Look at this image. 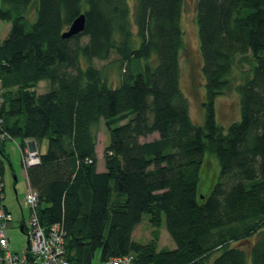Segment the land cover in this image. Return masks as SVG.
<instances>
[{
    "label": "trees",
    "instance_id": "trees-1",
    "mask_svg": "<svg viewBox=\"0 0 264 264\" xmlns=\"http://www.w3.org/2000/svg\"><path fill=\"white\" fill-rule=\"evenodd\" d=\"M182 10L183 0H1L0 133L20 151L47 138L27 184L41 224L61 225L71 264L98 252L99 262L132 253L135 264H264V0L196 1L202 124L180 87ZM82 12L84 30L61 38ZM112 52L117 86L90 63ZM234 69L239 120L224 127L215 100ZM100 120L109 142L98 171ZM6 163L0 146L1 180ZM144 213L154 240L164 217L173 248L134 240Z\"/></svg>",
    "mask_w": 264,
    "mask_h": 264
},
{
    "label": "rangeland",
    "instance_id": "rangeland-1",
    "mask_svg": "<svg viewBox=\"0 0 264 264\" xmlns=\"http://www.w3.org/2000/svg\"><path fill=\"white\" fill-rule=\"evenodd\" d=\"M196 1L197 0H183V10L181 17L183 48L180 52V87L188 100L190 117L194 123L202 124L203 111L200 107V103L205 95V86L201 74L202 60L199 52L198 31L195 22ZM134 3L135 0H129V4L132 9ZM3 22L5 21H0V23ZM86 41L87 37H83L80 40V42ZM90 63L96 68L100 69L102 76L109 86H117L119 84L120 75L123 68L119 66V61L117 60V55L115 52H112L110 57L106 60L93 58L91 59ZM87 65L88 61L81 57L80 66L82 69H84ZM246 68L247 66H244V69ZM232 75L233 79L231 86L225 90L223 94L217 96L215 100L217 122L224 127H226L232 121L239 120V98L236 91V86L241 80V74L240 71L234 69ZM46 83L47 81L45 80L39 82L36 90L38 92L46 90ZM44 86L46 87L45 89ZM94 128L97 131V170H104L103 151L109 142L108 131L102 120H100ZM157 137L158 134L153 133L146 137H139V141L146 142ZM0 146L4 148L9 160V163H6V168L3 175V202L12 213L14 225H19L18 223L22 219L20 210H22L24 222L27 224L29 211L23 203L27 182L23 172L25 167H23L22 164L20 148L17 141L11 138H5L3 141L0 140ZM37 149L41 153L46 151L47 138H43L38 142ZM214 167L215 161L212 157H209L208 168L210 171H213L212 169ZM218 168L219 167L217 165V170ZM211 176L214 178L215 173ZM156 231L158 233V238L154 240L153 228L148 221V214L144 213L140 223L134 228L132 237L136 242L139 243L154 242L156 250L164 247L173 248L174 243L165 227L164 217L162 218L161 225ZM7 234L10 236V246L13 251L19 252L27 246V234L22 232L19 228L8 230ZM247 242L249 243V241ZM98 262L99 252L96 253L91 264H98Z\"/></svg>",
    "mask_w": 264,
    "mask_h": 264
},
{
    "label": "built area",
    "instance_id": "built-area-1",
    "mask_svg": "<svg viewBox=\"0 0 264 264\" xmlns=\"http://www.w3.org/2000/svg\"><path fill=\"white\" fill-rule=\"evenodd\" d=\"M3 104L0 88V108ZM2 118L0 117V125ZM10 138L5 132L0 133V139ZM23 167L40 163L35 143H26L21 151ZM90 162V160H88ZM4 184L0 179V264H71L65 257V233L59 223L44 226L38 216V192L26 186L23 203L28 213L26 225L27 246L21 251H13L7 234L8 224L12 220V214L5 206ZM98 264H134V255L127 253L122 256L107 258Z\"/></svg>",
    "mask_w": 264,
    "mask_h": 264
},
{
    "label": "water",
    "instance_id": "water-1",
    "mask_svg": "<svg viewBox=\"0 0 264 264\" xmlns=\"http://www.w3.org/2000/svg\"><path fill=\"white\" fill-rule=\"evenodd\" d=\"M85 25H86V16L82 12V13L78 14L72 20V22L70 23L68 28L61 33V38H70V37L77 35L78 33L82 32L84 30ZM29 142L31 144H33L34 140H30Z\"/></svg>",
    "mask_w": 264,
    "mask_h": 264
},
{
    "label": "crops",
    "instance_id": "crops-1",
    "mask_svg": "<svg viewBox=\"0 0 264 264\" xmlns=\"http://www.w3.org/2000/svg\"><path fill=\"white\" fill-rule=\"evenodd\" d=\"M1 25V31H0V40L2 39V37H4L5 35H6V33H7V31L9 30V27H10V24L8 23V22H3V23H0ZM41 82V81H40ZM47 84V87H48V83H46ZM46 87L44 86V89H45ZM47 89V88H46ZM44 91V90H43ZM96 155H97V153H96ZM98 171H101V170H98ZM23 172H24V176H25V180H26V182H27V178H26V171H25V169L23 170ZM21 211V221L18 223L19 225H14L13 224V216H12V220H11V222L8 224V230H11V229H16V228H19L21 231H22V228H23V225L25 224V222H24V218H23V213H22V210H20ZM16 221H18V220H16ZM18 226V227H17ZM8 237H10L9 235H8ZM9 241H10V238H9Z\"/></svg>",
    "mask_w": 264,
    "mask_h": 264
},
{
    "label": "bare ground",
    "instance_id": "bare-ground-1",
    "mask_svg": "<svg viewBox=\"0 0 264 264\" xmlns=\"http://www.w3.org/2000/svg\"><path fill=\"white\" fill-rule=\"evenodd\" d=\"M38 150V149H37ZM38 154H39V151H38Z\"/></svg>",
    "mask_w": 264,
    "mask_h": 264
}]
</instances>
